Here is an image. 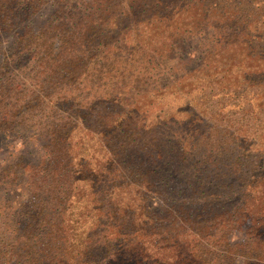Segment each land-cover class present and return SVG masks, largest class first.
Instances as JSON below:
<instances>
[{
  "label": "trees",
  "instance_id": "1",
  "mask_svg": "<svg viewBox=\"0 0 264 264\" xmlns=\"http://www.w3.org/2000/svg\"><path fill=\"white\" fill-rule=\"evenodd\" d=\"M262 99L264 0H0V264H264Z\"/></svg>",
  "mask_w": 264,
  "mask_h": 264
},
{
  "label": "rangeland",
  "instance_id": "2",
  "mask_svg": "<svg viewBox=\"0 0 264 264\" xmlns=\"http://www.w3.org/2000/svg\"><path fill=\"white\" fill-rule=\"evenodd\" d=\"M43 19H44V17H42V20H43ZM8 40H9V38H8ZM23 81H25V80H23ZM174 88H175V87H172V88H170V89L172 90V89H174ZM193 94L196 95L197 92H196V91H190V92H188V93H187V94L181 99V98H180V96H181V93H180V92H173V95L171 94L170 96H168L167 98H165V100H166V101H167V100H170L171 97H175V96H176V99H175L176 103H175V104H177V101H178V102L185 101V97H191ZM175 101H169V103H167V102H163V104L161 105V104H160L161 101L158 103L156 100H154V105L150 107V112H149L150 114H149V117H150V116L153 117L155 114H157V113L159 112V110H160V107L163 108V111H162L161 115H167V114H169V112H171V111L173 110V108H171V107L173 106V103H174ZM262 101H264V99H262ZM262 108L264 109V103H263ZM263 112H264V111H263ZM17 147L20 148V146H17ZM31 156H32L33 158L37 157L36 153L33 154V155H31ZM5 157H7V148H4V147H2V145H0V159H1L0 162H2V160H3ZM230 239H231V241H240V240L243 239V234H242L241 231L234 229V230H232V232L230 233ZM238 262H239V261H238ZM238 264H239V263H238Z\"/></svg>",
  "mask_w": 264,
  "mask_h": 264
}]
</instances>
